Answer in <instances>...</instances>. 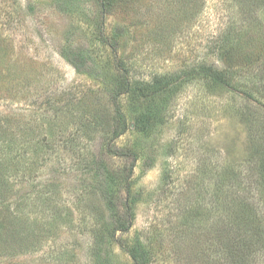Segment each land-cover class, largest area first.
Segmentation results:
<instances>
[{"label": "rangeland", "instance_id": "374dc122", "mask_svg": "<svg viewBox=\"0 0 264 264\" xmlns=\"http://www.w3.org/2000/svg\"><path fill=\"white\" fill-rule=\"evenodd\" d=\"M258 44L248 64L221 53ZM263 70L264 0H111L104 13L97 0H0V264H134L131 245L145 264H202L215 234L202 159L249 172Z\"/></svg>", "mask_w": 264, "mask_h": 264}, {"label": "trees", "instance_id": "16d2710c", "mask_svg": "<svg viewBox=\"0 0 264 264\" xmlns=\"http://www.w3.org/2000/svg\"><path fill=\"white\" fill-rule=\"evenodd\" d=\"M242 1L248 2L249 0ZM97 2L100 13H104L111 4V0H97ZM101 25L102 19L98 24L99 40L110 48L115 62L118 64L120 63L117 58L118 41L103 36L104 31L101 29ZM231 49L221 52L229 65L248 64L252 61V56H261L262 54L261 46L258 44L255 45V51L251 47L250 52L239 51L238 57L232 61V57L229 56ZM257 60L258 58L255 59V61ZM120 68L125 72L124 67ZM263 72H258L256 77L259 78L257 80L258 86L264 88ZM219 73L217 74V71L212 73L210 77L213 80L212 84L223 81H225L224 85L228 84V79L223 78ZM123 75L122 88L113 95V105L119 122V129L114 135L115 138L125 133L128 128L125 114L118 100L120 95L127 93L131 88L127 74ZM205 77L207 78V75ZM242 114L239 115L245 121V129L251 131L250 126L255 119L252 116L246 117L245 114ZM250 141L245 157V161L250 164L249 172L242 171L240 173L231 165L225 167L226 169L224 167L218 169V164L209 165L210 163L202 159L203 182L207 181L209 185H212L210 200L207 203L202 202V208L205 209L202 213V221L208 223L207 226L210 230L214 228L215 232V234L210 233L204 239L205 241H202V264H264V124L261 125L259 132ZM119 155L130 156L133 160L137 158L135 150L121 151ZM124 190L127 195L130 194L128 181L125 183ZM242 192H246V194H242ZM252 192L253 196H258L256 200H251ZM125 210L126 213L129 212L127 205ZM124 228L120 223L114 227L112 233ZM124 251L134 264H145L147 258L140 251V248L131 245L124 247Z\"/></svg>", "mask_w": 264, "mask_h": 264}]
</instances>
